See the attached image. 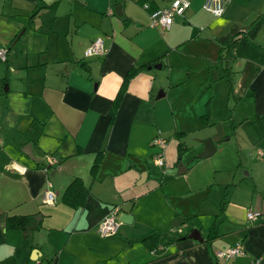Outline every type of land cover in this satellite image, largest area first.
Wrapping results in <instances>:
<instances>
[{
  "label": "crops",
  "instance_id": "0c3cea01",
  "mask_svg": "<svg viewBox=\"0 0 264 264\" xmlns=\"http://www.w3.org/2000/svg\"><path fill=\"white\" fill-rule=\"evenodd\" d=\"M172 1L0 0V264H264V24L246 36L264 0H227L221 17L191 0L152 27L151 10ZM233 30L229 100L216 39ZM97 38L108 52L85 57ZM113 206L133 221L102 237ZM194 230L201 241L174 240ZM238 241L243 255L217 256Z\"/></svg>",
  "mask_w": 264,
  "mask_h": 264
},
{
  "label": "built area",
  "instance_id": "2783aa9c",
  "mask_svg": "<svg viewBox=\"0 0 264 264\" xmlns=\"http://www.w3.org/2000/svg\"><path fill=\"white\" fill-rule=\"evenodd\" d=\"M227 0H207L203 4V9L210 13L214 17H221L225 13ZM144 9L150 10V5L145 3L143 5ZM191 7V0H173L170 5L157 8L156 10H151L150 13V25L152 27L160 29L170 28L176 16H183L185 12ZM9 50L5 47H0V60L7 61ZM108 52L107 47L104 44L102 38H97L93 41L85 50V57H102ZM154 145L157 147V152L153 157L154 164L157 166L164 165V152L163 150L167 146V140L162 137H157L153 141ZM47 162L49 164L57 163V159L52 156L47 157ZM25 169V168H24ZM23 169V170H24ZM21 170V171H23ZM45 202L53 204L55 202V193L48 189L44 194ZM121 213V208L119 206H113L109 214L104 217L97 225V231L102 237L114 236L119 232L121 221L119 219ZM261 216L259 211H248L247 218L253 220ZM182 233L181 231H179ZM160 247V246H159ZM159 247L155 250L157 251ZM245 253L242 242L238 241L233 247L226 251H221L218 253L220 258H232L236 256L243 255ZM35 264H46L42 261H37Z\"/></svg>",
  "mask_w": 264,
  "mask_h": 264
},
{
  "label": "trees",
  "instance_id": "16d2710c",
  "mask_svg": "<svg viewBox=\"0 0 264 264\" xmlns=\"http://www.w3.org/2000/svg\"><path fill=\"white\" fill-rule=\"evenodd\" d=\"M262 24H264V14L259 16L257 18L256 21L253 22V24L251 25L250 30L246 33V36L254 38L255 35L257 34L258 30L260 29V27L262 26ZM239 37H240V32L237 31H232L230 34L225 35V36H220L219 38L216 39V41L219 44V54H218V58L216 61V66L221 68L223 70L224 73V77L227 80V84H228V96H229V100L232 98H236L234 95V88H233V80H232V71H231V60H232V50L233 48L236 46L237 42L239 41ZM149 66H143V67H132L127 74L125 75L124 78V83L122 85V88L113 104V108H112V117H114L115 112L117 111L119 104L121 102V96L122 93L124 91V89L126 88L128 82L135 77L139 71H141L142 69L148 68ZM228 106V105H227ZM181 146V145H180ZM179 153L181 155L182 153V149H179ZM78 184V181H74L70 186H69V190L72 186H75ZM224 205L226 204V198L224 199ZM83 203H80L77 206H81ZM224 208V207H223ZM223 208H221V211H223ZM30 222L31 219L30 217H9L8 219V227L11 228H20L23 230H27L30 228ZM217 222H215L211 228V234L209 236V239H214L217 236V233L215 232L216 228H217ZM118 234V233H117ZM182 237L187 238L188 234H184V233H179L178 236L174 237V240H178ZM149 240L148 238H144L142 240V242H147ZM159 247V243L157 242V244L155 246H151L152 250H156Z\"/></svg>",
  "mask_w": 264,
  "mask_h": 264
},
{
  "label": "water",
  "instance_id": "95a60500",
  "mask_svg": "<svg viewBox=\"0 0 264 264\" xmlns=\"http://www.w3.org/2000/svg\"><path fill=\"white\" fill-rule=\"evenodd\" d=\"M154 67H155V68H161V64H157V65H155ZM212 152H213V150L210 151V150H207V149H206V151L200 155V158H206V157H209V156L212 154ZM119 219H120V221L123 222V223H131V222L133 221V216L130 215V214H128V213H122V214H120ZM188 237L191 238V239H197V240H199V241L202 240V237H201L200 233L198 232V230H194V231H192V232L189 234Z\"/></svg>",
  "mask_w": 264,
  "mask_h": 264
}]
</instances>
